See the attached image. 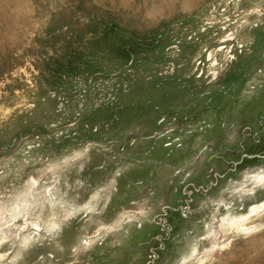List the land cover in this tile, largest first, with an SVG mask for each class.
Listing matches in <instances>:
<instances>
[{
    "label": "rangeland",
    "instance_id": "1",
    "mask_svg": "<svg viewBox=\"0 0 264 264\" xmlns=\"http://www.w3.org/2000/svg\"><path fill=\"white\" fill-rule=\"evenodd\" d=\"M0 264H264V0H0Z\"/></svg>",
    "mask_w": 264,
    "mask_h": 264
}]
</instances>
